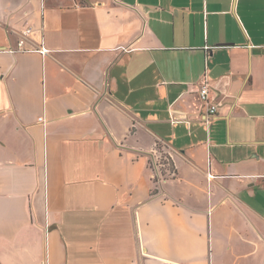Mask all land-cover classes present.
<instances>
[{
    "label": "crops",
    "instance_id": "crops-1",
    "mask_svg": "<svg viewBox=\"0 0 264 264\" xmlns=\"http://www.w3.org/2000/svg\"><path fill=\"white\" fill-rule=\"evenodd\" d=\"M10 1L0 264H264V0Z\"/></svg>",
    "mask_w": 264,
    "mask_h": 264
},
{
    "label": "built area",
    "instance_id": "built-area-1",
    "mask_svg": "<svg viewBox=\"0 0 264 264\" xmlns=\"http://www.w3.org/2000/svg\"><path fill=\"white\" fill-rule=\"evenodd\" d=\"M34 35V30L32 28H27L24 32L21 33L20 40L18 41L17 48L16 49H9L6 50L9 53L16 54V53H39L43 56H46L49 54V50L45 47V45L42 43L38 48L30 49L27 48L28 40L31 39V37ZM201 102L203 103L204 107L206 108L208 118H213L217 116L219 105L215 103V101L212 98L211 94V87L207 79H204V82L201 85V89L199 92ZM166 161L168 162L169 159L166 157ZM152 167L155 168V170L158 171V178L164 177L165 172V165L164 164H158L154 163L152 164ZM171 173H168V175ZM175 176V173L172 177ZM166 180V179H163ZM161 181V180H160Z\"/></svg>",
    "mask_w": 264,
    "mask_h": 264
},
{
    "label": "rangeland",
    "instance_id": "rangeland-1",
    "mask_svg": "<svg viewBox=\"0 0 264 264\" xmlns=\"http://www.w3.org/2000/svg\"><path fill=\"white\" fill-rule=\"evenodd\" d=\"M10 3H15L13 0L10 1ZM1 15H7L8 18H13V19H17V18H21L23 17L24 19L26 18V16L29 15V12L28 10H25L24 12L21 11V12H7V14H1ZM22 19V20H24ZM166 150L165 148H163V146L157 144L154 148V150L152 151L151 153V159H150V162L152 164L154 163H160V164H165L166 161ZM157 171V170H156ZM165 177L167 179L171 178L173 176V173L172 174H169L167 175V173H164ZM167 175V176H166Z\"/></svg>",
    "mask_w": 264,
    "mask_h": 264
},
{
    "label": "trees",
    "instance_id": "trees-1",
    "mask_svg": "<svg viewBox=\"0 0 264 264\" xmlns=\"http://www.w3.org/2000/svg\"><path fill=\"white\" fill-rule=\"evenodd\" d=\"M165 172L166 173H175V169H174V166H173V164H172V162L170 163V161H168V162H165Z\"/></svg>",
    "mask_w": 264,
    "mask_h": 264
}]
</instances>
